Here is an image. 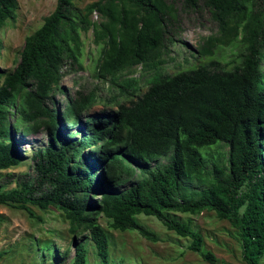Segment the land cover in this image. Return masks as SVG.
I'll list each match as a JSON object with an SVG mask.
<instances>
[{
  "label": "trees",
  "instance_id": "1",
  "mask_svg": "<svg viewBox=\"0 0 264 264\" xmlns=\"http://www.w3.org/2000/svg\"><path fill=\"white\" fill-rule=\"evenodd\" d=\"M190 7L197 0H182ZM255 0H203L223 28L231 18L247 19L249 43L238 61L210 59L187 70L155 71L144 92L115 110L82 119L90 95L78 92L67 101L68 125H80L78 137H67L59 126L52 92L66 59L79 53L78 17L73 0H56L55 8L24 41L14 68L1 73L0 170L18 165L25 156L11 139L9 112L32 122L25 132L45 128L47 145L31 155L34 177L0 190V204L25 210L30 205L61 210L70 230L84 227L103 264L108 263V231L97 215L115 230H136L157 241L139 214L156 217L166 229L190 239L189 249L213 263L203 249V236L173 212L214 211L237 231L241 257L260 264L264 255V18L249 10ZM17 0H0V28L13 19ZM97 11L93 23L103 37L101 76L127 67L163 62L167 29L172 20L166 0H96L85 16ZM87 22L83 29H87ZM1 47V39H0ZM207 53H212L210 49ZM201 52V51H200ZM132 84L121 85L130 94ZM130 86L131 88H129ZM221 142L228 149L214 150ZM87 149V150H86ZM86 150V152H85ZM166 157L165 162H160ZM137 168L139 173H137ZM99 169V170H98ZM99 173V174H98ZM124 185V186H123ZM73 264H87V249L76 243Z\"/></svg>",
  "mask_w": 264,
  "mask_h": 264
},
{
  "label": "rangeland",
  "instance_id": "2",
  "mask_svg": "<svg viewBox=\"0 0 264 264\" xmlns=\"http://www.w3.org/2000/svg\"><path fill=\"white\" fill-rule=\"evenodd\" d=\"M96 0H73L78 17L74 19L79 34V53L76 61L66 59L60 67V76L52 92L54 109L59 126L67 137H78L80 125H68L64 116L67 101L77 97L78 92L90 95L82 119L101 111L115 110L119 103H129L145 91L155 71L176 72L187 70L210 59L227 62L230 67L246 51L247 19L234 16L223 28L213 17L203 0L195 7L187 6L182 0H166L171 6L172 20L167 29L163 62L157 69L151 65H135L101 76L98 72L102 60L104 39L96 35L93 23L103 21L97 11L85 16L86 5ZM56 5V0H17L13 19H8L0 28V72L7 73L17 64L27 36L32 34ZM261 13L264 18V0H255L249 10ZM87 22L90 24L83 29ZM262 67L264 69V38ZM210 49L212 53L207 54ZM201 51V52H200ZM135 90L126 93L121 85L132 84ZM2 76H0V82ZM131 88L130 86H128ZM8 115L11 139L25 159L16 166L0 170V190L15 187L20 178L34 177L31 155L48 142L45 128L25 132L32 122H24L11 107ZM227 145L221 142L214 150L225 152ZM87 150V149H86ZM85 150V152H86ZM165 162L166 157H161ZM99 170V169H98ZM137 173L139 169L137 168ZM99 174V173H98ZM124 186V185H123ZM35 217L31 218L21 208L0 204V264H73L76 243L87 249V264H103L95 252L89 232L84 227L72 232L69 221L61 210L50 207L41 209L30 205ZM203 236V249L211 251L215 261L204 260L199 252L189 249L190 239L180 237L168 230L154 216L139 214L140 223L158 237L151 241L136 230H115L107 226L104 215H97L98 222L108 231L110 254L107 264H246L241 257L237 231L226 219H220L214 211L203 210L199 214L173 212ZM264 264V255L260 259Z\"/></svg>",
  "mask_w": 264,
  "mask_h": 264
}]
</instances>
